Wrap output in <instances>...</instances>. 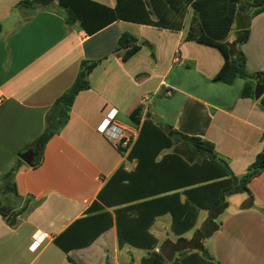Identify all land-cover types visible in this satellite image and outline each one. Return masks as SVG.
Listing matches in <instances>:
<instances>
[{"label":"crops","instance_id":"1","mask_svg":"<svg viewBox=\"0 0 264 264\" xmlns=\"http://www.w3.org/2000/svg\"><path fill=\"white\" fill-rule=\"evenodd\" d=\"M20 1L0 0V23L14 12V23L0 31V176L15 165L19 153L35 147L45 114L72 85L80 62H98L88 73L90 88L75 97L65 126L47 141L41 157L38 150V165L18 164L15 183L21 200L15 210L30 209L17 216L15 226L0 215V264H70L67 256L79 264H141L150 251L119 246L115 224L89 246L67 253L53 243L125 162L126 154L102 134L105 112L115 108L117 123L136 134L129 114L138 105L142 119L150 113L170 128L203 134L241 175L264 150V111L249 97L250 84L243 78L213 80L225 58L217 47L185 38L190 9L180 30L117 20L86 35L64 23L56 2L27 7L17 5ZM254 8H239L231 26L248 29L239 48L249 71L264 69V11L250 17ZM124 31L141 44L122 61L121 52L112 51ZM236 52L232 48L231 56ZM125 165L131 169L135 163ZM248 186L250 193L228 195L220 211H206L200 225L197 218L181 236L191 240L196 230L205 236L183 253L174 250L162 264H264V170ZM165 215L157 216L149 229L161 255L159 236L174 235L170 215L169 223L159 222Z\"/></svg>","mask_w":264,"mask_h":264},{"label":"trees","instance_id":"2","mask_svg":"<svg viewBox=\"0 0 264 264\" xmlns=\"http://www.w3.org/2000/svg\"><path fill=\"white\" fill-rule=\"evenodd\" d=\"M55 2L64 23L86 35L117 20L180 30L190 9L185 38L215 46L225 58L213 80L231 83L235 78H243L250 84L248 95L253 98V83L259 80L264 93V69L249 71L239 48L248 37V29L237 30L233 43L226 40L239 8L255 7L249 14L252 17L264 11V0H114L113 6L97 0H21L17 5L32 7ZM138 48L137 39L124 31L112 53L121 52L119 58L123 61ZM232 48L237 50L235 57L231 56ZM97 62L83 59L72 85L56 98L45 114L43 131L32 143L40 151V157L47 141L67 123L77 94L90 88L88 73ZM263 93L256 100L264 111ZM141 111L138 105L129 114L131 124L137 129L134 140L126 146L117 144L120 153L126 154L125 162L135 165L127 169L122 162L83 215L53 238V243L63 252L89 246L115 224L119 246L129 244L149 250L141 264H162L167 259L154 250L158 238L149 230L157 216L170 215V230L183 242L178 251L183 253L197 242L199 235L205 236L201 230H196L191 240L181 236L194 228L199 212H218L226 205L228 195L250 193L249 182L264 170V152H260L244 173L235 175L227 159L203 134L170 128L150 113L142 119ZM39 160L35 159L33 166ZM21 162L18 158L0 176V215L10 226L17 223L13 212L20 210H15V204L21 200L16 191L15 173ZM29 209L30 206L23 207L21 212ZM67 260L70 264H79L70 256Z\"/></svg>","mask_w":264,"mask_h":264},{"label":"rangeland","instance_id":"3","mask_svg":"<svg viewBox=\"0 0 264 264\" xmlns=\"http://www.w3.org/2000/svg\"><path fill=\"white\" fill-rule=\"evenodd\" d=\"M99 1L104 2V3L109 2L108 0H99ZM13 19H14V12H12L7 19L3 20L0 23L1 28L4 30L7 27H9L11 23H14ZM236 30H237L236 27H233L230 30L229 34L227 35L226 40H228V41L234 40L235 37H236ZM206 216H207V212L201 210L200 214H199V217H198V225H200L202 223V221L204 220V218ZM169 219H170L169 215H165V216L161 217L159 222L160 223H163V222H168L169 223ZM190 234L191 233L188 232L187 235H186V238H188L190 236ZM159 240L165 244L164 247H163L164 249L162 251L163 258H165V259H169L170 256L172 257L173 254H174L173 253L174 250L183 247V242L178 241V238L176 236L172 235V234L171 235L170 234H167V235L162 234V235L159 236ZM132 254L139 256V255L145 254V252L144 251H135V252H132Z\"/></svg>","mask_w":264,"mask_h":264},{"label":"built area","instance_id":"4","mask_svg":"<svg viewBox=\"0 0 264 264\" xmlns=\"http://www.w3.org/2000/svg\"><path fill=\"white\" fill-rule=\"evenodd\" d=\"M117 110L110 108L105 112V117L101 126L102 134L112 142L123 146L131 143L135 136V131H127V128L116 121Z\"/></svg>","mask_w":264,"mask_h":264},{"label":"water","instance_id":"5","mask_svg":"<svg viewBox=\"0 0 264 264\" xmlns=\"http://www.w3.org/2000/svg\"><path fill=\"white\" fill-rule=\"evenodd\" d=\"M0 31H1V25H0ZM141 44V42H139ZM263 93V86L258 82L256 83L255 89H254V98L258 99ZM37 147H30L26 149L25 151L19 153V158L25 162L29 166H33L36 156H37ZM264 152V150H263ZM21 209L19 211H14V217L17 218V216L21 213Z\"/></svg>","mask_w":264,"mask_h":264},{"label":"flooded vegetation","instance_id":"6","mask_svg":"<svg viewBox=\"0 0 264 264\" xmlns=\"http://www.w3.org/2000/svg\"><path fill=\"white\" fill-rule=\"evenodd\" d=\"M37 153H38V150H37Z\"/></svg>","mask_w":264,"mask_h":264}]
</instances>
